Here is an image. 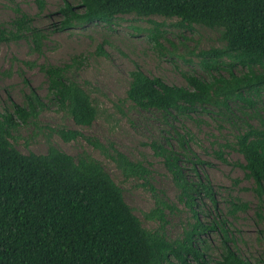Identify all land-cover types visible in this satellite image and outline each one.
<instances>
[{
  "label": "trees",
  "instance_id": "1",
  "mask_svg": "<svg viewBox=\"0 0 264 264\" xmlns=\"http://www.w3.org/2000/svg\"><path fill=\"white\" fill-rule=\"evenodd\" d=\"M40 10L44 0H36ZM9 27L0 26V45L21 38L41 53L47 34L31 25L32 16L16 7ZM52 23L55 30H67L77 23L110 21L117 14L177 17L179 25L205 26L216 30L222 47L202 54L212 60L207 67L217 74L209 78L183 73L186 86L164 82L148 76L135 66L128 72L124 99L142 111H156L163 118L194 113L208 105L229 111L237 101L251 104L248 97L264 94V0H61ZM227 58L226 62L223 58ZM240 67L246 72L225 77L220 64ZM256 67L260 71H254ZM67 65H41L47 82V93L62 108L73 124L90 126L97 116L89 93L68 77ZM42 101L30 90L26 104L11 100V109L0 113V264H166L170 257L178 264H209L205 257V239L199 237L217 228L215 220L203 224L204 216H219L216 190L206 172L197 164H210L189 147L188 167L191 175L178 163L172 148L160 149L163 163L172 174L179 199L195 218L184 239L169 240L163 233L142 225L125 202L123 190L101 164L88 154L76 158L47 143L44 153H22L10 142L12 132L38 115ZM239 111V109H237ZM244 116V115H243ZM252 126L245 124L230 147L242 158L243 178L253 183L257 198V216L264 219V118ZM63 141L83 137L77 130H53ZM85 139L108 156L125 177L143 178L142 185L152 192L155 186L147 180L151 170L141 161L128 160L108 144L104 147L91 137ZM180 140V147L187 148ZM109 151V152H108ZM226 161L222 149L214 150ZM146 179V180H145ZM156 205L157 200L154 202ZM198 209V210H197ZM248 205L237 195L227 200L226 213L246 212ZM162 220L159 207L144 215ZM224 223V221H223ZM220 264H248L227 244L225 229L219 227ZM264 264V261H263Z\"/></svg>",
  "mask_w": 264,
  "mask_h": 264
},
{
  "label": "rangeland",
  "instance_id": "2",
  "mask_svg": "<svg viewBox=\"0 0 264 264\" xmlns=\"http://www.w3.org/2000/svg\"><path fill=\"white\" fill-rule=\"evenodd\" d=\"M69 1L76 3V0ZM44 2L40 10L36 0H0V26L9 27L17 13L16 7H20L33 17L31 25L47 34L41 53L26 38L0 45V113L5 108L10 111L11 100L26 104L30 90L43 103L37 117L19 124L12 132L15 139L10 142L15 148L22 153H44L49 142L73 158L84 153L90 155L122 187L125 202L145 228L163 233L166 239L180 240L191 231L195 218L179 199L178 187L163 163L160 149L172 148L185 173L191 175L188 170L192 156L188 148L191 147L200 158L210 162L196 166L209 176L221 210L219 216L213 212L204 216L202 209H197L201 223L209 224L211 220L217 223L216 230L199 236L205 239V257L209 264H220L219 227L225 229L227 244L240 259L248 264H263L264 219L256 214L258 201L251 190L252 181L243 178L239 165L243 160L230 145L246 123L256 126L257 120L264 118V94L250 95V105L237 101L229 111L208 105L175 118H163L156 111H142L124 99L128 72L135 66L148 76L179 86H186L183 73L205 78H209L207 73L216 75V70L204 63L208 61L211 65L212 60L202 53L222 47L219 33L196 23L181 26L175 16L132 13L117 14L108 22L77 23L58 31L52 23L59 18L56 10L61 0ZM223 60L229 61L226 57ZM45 64L67 65L68 77L89 93L97 111L90 126L73 124L52 100L47 93L45 74L40 69ZM229 70L236 75L246 72L240 67L220 64L219 72L225 77L229 76ZM254 71L259 72L260 68ZM58 128L77 130L83 137L63 141L53 132ZM85 137L98 140L104 147L111 144L128 160L148 166L151 172L146 177L155 191L141 184L143 178L122 175L115 163ZM180 140L185 141L187 148L179 146ZM219 148L226 161L216 156L214 150ZM231 195L247 203L246 212L226 213ZM155 206L160 208L162 220L144 216ZM166 264L178 263L170 257Z\"/></svg>",
  "mask_w": 264,
  "mask_h": 264
}]
</instances>
